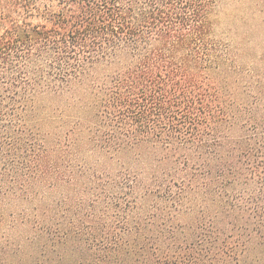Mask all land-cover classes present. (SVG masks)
I'll return each mask as SVG.
<instances>
[{
    "label": "trees",
    "instance_id": "1",
    "mask_svg": "<svg viewBox=\"0 0 264 264\" xmlns=\"http://www.w3.org/2000/svg\"><path fill=\"white\" fill-rule=\"evenodd\" d=\"M0 0V264H264V0Z\"/></svg>",
    "mask_w": 264,
    "mask_h": 264
},
{
    "label": "rangeland",
    "instance_id": "2",
    "mask_svg": "<svg viewBox=\"0 0 264 264\" xmlns=\"http://www.w3.org/2000/svg\"><path fill=\"white\" fill-rule=\"evenodd\" d=\"M248 0H223L217 7L215 15L218 20H220V24L218 29L221 31L224 25H227V21L232 16V13L235 11L236 7L242 6L241 9H237V11H244L245 6Z\"/></svg>",
    "mask_w": 264,
    "mask_h": 264
}]
</instances>
